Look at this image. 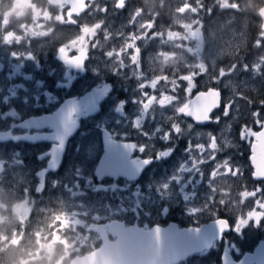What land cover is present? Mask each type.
<instances>
[{
  "label": "flooded vegetation",
  "instance_id": "af4514ba",
  "mask_svg": "<svg viewBox=\"0 0 264 264\" xmlns=\"http://www.w3.org/2000/svg\"><path fill=\"white\" fill-rule=\"evenodd\" d=\"M153 1L157 0H128L122 9H117L116 1L98 0L85 3L84 11L74 14L65 5L52 6L49 0H0V204L3 205L0 215L7 218L6 235L0 246L24 242L19 244L18 254L22 257L19 264H41L35 257L45 256V253L48 264H71L100 247V234L95 228L103 227L101 230L107 234L108 241L114 242L106 227L112 222L121 223L126 229L160 230L167 236L165 246L169 237L178 232L199 230L217 220H227L232 225L233 220L227 214L226 191L232 192L233 188L243 191L240 197V193H236L237 211L242 213L236 231L223 234V239L215 241L209 249L177 264H221L222 253L225 264H262L256 251L264 245V182L252 179L248 148L264 124L256 130L249 147L241 152H185L188 144L184 139L189 134L177 137L172 150L152 151L140 149L138 139L133 136L116 134L109 116L105 117L109 104L126 97L125 85L129 80L119 73L103 74L102 61L110 42L92 38V27L102 23V19L108 20L106 24L115 25L132 14L134 19L147 20L145 26L150 31L159 24L157 15L154 19L150 16ZM255 2L258 5L248 9L246 6L239 13H254L256 19L257 12L264 28L259 15L264 10V2ZM103 7L112 14L101 15L99 9ZM218 9L221 10V6ZM105 12L103 10L102 14ZM154 12L161 13L156 2ZM205 23L207 28L214 23L217 26L216 20ZM50 26L57 29L54 34ZM208 90H197L190 101L197 93ZM89 94H93L95 114L90 117L77 109L78 103ZM64 106L68 107V112L58 123L59 111ZM31 121H37L33 124L35 128L30 127ZM65 122L72 126L63 129ZM74 126L76 130L67 139L55 167L59 143L49 140L58 130H65L66 135ZM86 129L90 130L98 150L92 170L94 183L99 188L112 189L105 191L104 199L111 205H122V213L106 221H90L89 225L93 226L87 230L67 219H63L64 225L73 229H56L45 224L54 219L56 210L60 211L54 200L61 186L54 188L53 178L63 172L70 147L77 144ZM103 134L113 142L133 144V152L119 153L128 156L129 167L145 163L136 180L111 176L99 182L95 180L93 171L103 153ZM212 140L214 150L215 138L210 139V144ZM112 160L121 162V156ZM241 163H246L248 170L232 169L231 165ZM113 166L112 163L110 167ZM41 208L44 210L40 211ZM164 208L168 211L163 212ZM241 230L243 234L238 235ZM229 242L238 249L230 251V255L225 251ZM57 250L59 255L55 254ZM4 258L0 253V259Z\"/></svg>",
  "mask_w": 264,
  "mask_h": 264
},
{
  "label": "rangeland",
  "instance_id": "374dc122",
  "mask_svg": "<svg viewBox=\"0 0 264 264\" xmlns=\"http://www.w3.org/2000/svg\"><path fill=\"white\" fill-rule=\"evenodd\" d=\"M243 1L157 0L151 2L150 16L154 19L157 15L159 24L150 31L145 26L147 20L134 19L132 14L115 25L102 19L92 27V38L110 42L102 61L103 74L119 73L129 80L126 97L109 104L105 113L116 134L133 136L140 149L152 151L174 149L181 134H189L184 139L188 152H210L211 138H215L212 152H241L249 147L256 130L264 124V114L253 110L264 99V30L257 12L256 19L254 13H239L246 6L248 9L258 4L255 0ZM155 2L161 13L154 12ZM107 9H99L101 15H111ZM103 10L106 12L102 14ZM214 19L217 26L207 28L205 21ZM49 29L52 34L57 31L53 26ZM210 88L223 93L222 108L213 115L208 128H196L183 115L194 93ZM68 152L63 172L53 178L54 188L61 186L54 202L62 214L58 216L56 210L54 219L45 224L71 230L70 225H64L63 219H67L87 230L93 226L90 221L120 217L122 205L109 204L104 199L105 191L95 190L100 187L92 178L98 150L89 129L80 134ZM231 167L239 172L248 170L246 163ZM236 193L243 195L236 188L226 191L227 214L235 227L242 218L237 211Z\"/></svg>",
  "mask_w": 264,
  "mask_h": 264
},
{
  "label": "water",
  "instance_id": "95a60500",
  "mask_svg": "<svg viewBox=\"0 0 264 264\" xmlns=\"http://www.w3.org/2000/svg\"><path fill=\"white\" fill-rule=\"evenodd\" d=\"M52 6L65 5L71 9L74 14L82 13L85 9V3L98 0H49ZM116 1V8L122 9L128 0H104ZM264 25V10L260 12ZM264 30V28H263ZM95 94V93H94ZM93 94H89L78 103L77 109L79 112L85 113L88 117L94 114ZM221 107V94L219 91L209 89L204 93H197L189 102L187 111L183 117L191 121L197 127H204L211 123L212 114ZM68 112V107L64 106L59 111L61 123ZM43 121V119H41ZM37 121L29 122L31 128ZM72 125L68 122L63 123L64 128H70ZM58 130L50 142L59 143L57 152H60L54 159L55 167L61 158L64 151L65 143L69 137L73 135L76 127L66 133L65 130ZM115 148V151H110V148ZM213 140L210 144V150H213ZM133 144L131 143H116L109 139L108 135L103 134L102 137V155L93 171V176L97 182L107 177L125 178L129 181L136 180L141 171L145 167L142 163L137 167L132 165L129 167L126 159L128 156L119 152H133ZM251 152V167L253 170L252 178L254 181H262L264 178V126L259 130L254 138V142L250 146ZM121 156V162L112 160ZM124 157V158H123ZM113 167H110L111 164ZM134 166V167H133ZM55 167L53 170H55ZM119 169L116 171V169ZM108 233L114 239V242H109L107 234L101 228L94 230L100 234V247L91 254L77 259L71 264H177L189 256L200 253L205 249H209L215 241L221 239V235L228 234L227 229L229 223L226 220L214 221L207 226L193 231L178 232V235L170 236L173 239L165 246L167 236L160 230L141 231L135 228H124L123 224L118 222L108 223L106 225ZM182 233V234H181ZM169 237V239H170ZM160 241H163L160 243ZM256 257L262 260L264 264V245L257 251ZM253 261V257H249ZM231 264V263H230Z\"/></svg>",
  "mask_w": 264,
  "mask_h": 264
},
{
  "label": "clouds",
  "instance_id": "9594fccd",
  "mask_svg": "<svg viewBox=\"0 0 264 264\" xmlns=\"http://www.w3.org/2000/svg\"><path fill=\"white\" fill-rule=\"evenodd\" d=\"M3 205L0 204V208H2ZM7 218L3 215H0V244H2L3 238L6 235L7 229L4 227L5 220ZM11 225H9L10 227ZM13 232H15V229H12ZM21 246L19 244H11L9 242L8 244H3V246H0V253H3L5 258L0 259V264H19V260L22 259V257H19L18 250H20ZM56 255H59L60 252L57 250L55 253ZM45 255H47L45 253ZM37 261H41L42 264H48V261L45 259V256L37 255L35 257Z\"/></svg>",
  "mask_w": 264,
  "mask_h": 264
},
{
  "label": "snow or ice",
  "instance_id": "6c2138e0",
  "mask_svg": "<svg viewBox=\"0 0 264 264\" xmlns=\"http://www.w3.org/2000/svg\"><path fill=\"white\" fill-rule=\"evenodd\" d=\"M11 55H13L14 59L16 58L15 54H11ZM133 102L135 103L136 101H133ZM121 103L126 105L128 102L127 101H122ZM117 111H119V108H117ZM115 150L116 149L114 147L110 148V151H115ZM188 151H190V149L186 148V152H188ZM118 170L119 169L117 168L116 171H118ZM262 182H264V178H262ZM95 190H97V191H111L112 189H110V188H98V189H95ZM262 191H264V189H262ZM137 195H138V193H137ZM162 211L163 212H167L168 209L164 208V209H162ZM233 231L234 232L236 231V227H235V225H230L229 228L227 229V232H233ZM237 234L238 235H242L243 231L241 230V231L237 232ZM171 239H173V238L170 237V240ZM221 239H223V235H221ZM225 251H227L229 253V255H230V251L236 252V251H238V249L236 248V246L234 244H231L229 242L227 248L225 249ZM221 264H225V254L224 253H222V255H221Z\"/></svg>",
  "mask_w": 264,
  "mask_h": 264
},
{
  "label": "trees",
  "instance_id": "16d2710c",
  "mask_svg": "<svg viewBox=\"0 0 264 264\" xmlns=\"http://www.w3.org/2000/svg\"><path fill=\"white\" fill-rule=\"evenodd\" d=\"M216 20V19H214ZM217 21V20H216ZM216 27L215 23L211 26V28ZM259 105H264V99L257 103V105L253 108V110L260 111L261 113H264V108L260 107Z\"/></svg>",
  "mask_w": 264,
  "mask_h": 264
}]
</instances>
